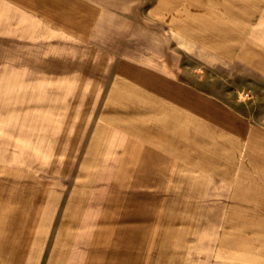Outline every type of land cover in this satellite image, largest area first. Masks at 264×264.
Masks as SVG:
<instances>
[{"label": "rangeland", "instance_id": "1", "mask_svg": "<svg viewBox=\"0 0 264 264\" xmlns=\"http://www.w3.org/2000/svg\"><path fill=\"white\" fill-rule=\"evenodd\" d=\"M189 2L155 10L206 22L153 24L151 7L141 23L118 15L84 22L75 10L59 8V0H0V162L15 177L27 170L39 264H214L207 194L215 190L214 176L243 163L209 162L199 151L214 142L222 122L231 126L233 110L264 124V0ZM108 50L167 66L186 82L191 162L181 146L177 162H52L71 153L70 135L51 134L59 131L60 80H106ZM65 107L71 114L77 104ZM176 109L182 123L183 107ZM182 124L176 131L183 139ZM86 143L80 135V158Z\"/></svg>", "mask_w": 264, "mask_h": 264}, {"label": "crops", "instance_id": "2", "mask_svg": "<svg viewBox=\"0 0 264 264\" xmlns=\"http://www.w3.org/2000/svg\"><path fill=\"white\" fill-rule=\"evenodd\" d=\"M189 1L59 0V8L75 10L72 15L83 17L84 22L103 20L96 19L97 16L118 15L132 18L123 21L141 23L145 7L153 10V24L206 22L202 16L195 20L191 15L176 16L170 10L160 15L155 10L163 6H189ZM163 32L174 36L172 31ZM186 33L189 32L183 30L181 37L188 38ZM104 53L111 60L106 80H60L59 127H55L59 131L51 134L70 135L71 153L60 154L59 161L52 162H177L180 146L185 162H191L192 96L186 82L177 81L167 66L160 69L118 58L117 53L109 50ZM166 71L167 74L162 73ZM70 102L77 107L68 114L65 106ZM176 107H183V124L180 119L177 123ZM231 115V126L224 127L222 122L221 133L214 142L206 144V149L201 145L199 151L200 158L212 157L209 162L243 163L239 164V171L232 169L231 174L214 176L215 190L213 195L207 194V213L215 216L210 224L214 231L211 262L264 264V124H252L236 110ZM212 118L220 121L226 117ZM180 124L183 136L179 137L183 139L177 138L180 133L176 127ZM80 135L87 136L82 158ZM11 170L10 164L0 162V264H39L40 261L33 260V246L40 247V231L32 224V191L30 181L26 180L30 178L25 168L17 171V177L10 174Z\"/></svg>", "mask_w": 264, "mask_h": 264}]
</instances>
